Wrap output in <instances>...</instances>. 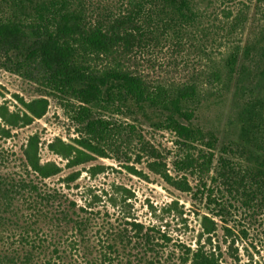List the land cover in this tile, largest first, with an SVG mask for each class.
<instances>
[{
  "label": "trees",
  "instance_id": "trees-1",
  "mask_svg": "<svg viewBox=\"0 0 264 264\" xmlns=\"http://www.w3.org/2000/svg\"><path fill=\"white\" fill-rule=\"evenodd\" d=\"M93 9L90 0H0V67L43 91L30 100L16 96V110L0 105V135L9 137L11 129L42 118L52 96L70 109L78 129L72 142L56 137L48 143L66 168L108 157L109 150L130 152L138 162L141 155L147 157L149 171L189 191L186 179L174 178L163 155L143 139L141 127L148 124L174 135L181 152L172 162L173 172L203 178L213 171L228 192L264 206V23L253 40L234 45L210 72L212 87L219 86L222 94L229 91L230 97L226 127L218 130L197 121L212 88L206 91L196 82L153 83L126 64L134 50L163 39L179 42L197 28L195 0H127L122 11ZM243 20L236 18L235 27ZM38 144L37 134L29 136L17 177L0 174V233L18 238L14 248L0 249V264H115L129 246L154 250L159 240H169L126 218L108 228L102 242L92 240L95 212L76 208L55 188L42 187L62 166L42 162ZM134 145H139L137 152ZM125 167L145 176L132 165ZM102 168L89 170L95 174ZM79 174L73 170L64 181L69 185ZM208 192L210 199L214 191ZM215 227L210 216L202 217L208 241ZM181 254L185 264H221L218 253L200 242Z\"/></svg>",
  "mask_w": 264,
  "mask_h": 264
},
{
  "label": "rangeland",
  "instance_id": "rangeland-1",
  "mask_svg": "<svg viewBox=\"0 0 264 264\" xmlns=\"http://www.w3.org/2000/svg\"><path fill=\"white\" fill-rule=\"evenodd\" d=\"M90 1L94 12L103 8L117 12L123 10L127 0ZM195 1L200 12L197 28L188 31L179 42L163 39L134 50L126 64L153 83L196 82L206 91L212 88L196 113L197 121L205 127L222 130L229 116L230 97L225 93L229 91L222 94L219 86L213 88L209 83L210 72L234 45L244 46L254 39L257 28L264 23V0ZM241 16H244L242 25L235 27L236 18ZM40 93H43L42 89L33 81L0 67V105L16 110L20 107L16 96L30 100ZM47 98L49 106L42 118L11 129L9 137L0 135V174L17 177L22 172L23 148L29 136L37 134L41 161H54L62 166V171L45 179L42 187L55 188L63 193L67 202H74L76 208L90 207L88 210L95 212L90 229L92 240L99 237L102 242L107 229L118 227L123 218L153 227L168 236L169 240H159L161 245L154 250L137 245L136 248H125L115 264H185L182 262L183 248L194 249L199 242L218 253L221 264H264L263 204L234 191L228 192L213 171L203 178L173 172L172 162L181 150L175 145L172 133L148 124L141 127L143 139L163 155L174 178L186 179L191 188L189 191L178 189L149 171L147 157L141 155L138 162V157L130 152L122 155L109 150L108 157L97 156L88 163L66 168L65 160L49 151L48 143L56 137L72 142L78 136V129L70 109L52 96ZM115 118L131 122L130 119ZM138 146L134 145L132 149L137 152ZM127 157L130 158L128 162ZM126 164L141 170L145 176L130 172ZM92 166L103 168L92 174L89 170ZM73 170L80 174L67 185L64 178ZM208 188L214 191L210 199L207 198ZM204 215L210 216L216 224L209 235L210 241L203 235ZM8 233H0V249L4 251L6 247L14 248L18 240L16 234Z\"/></svg>",
  "mask_w": 264,
  "mask_h": 264
}]
</instances>
